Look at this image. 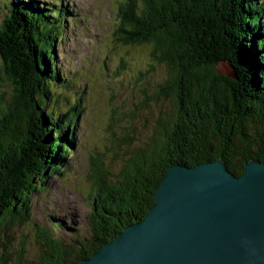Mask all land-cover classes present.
<instances>
[{
    "label": "trees",
    "instance_id": "1",
    "mask_svg": "<svg viewBox=\"0 0 264 264\" xmlns=\"http://www.w3.org/2000/svg\"><path fill=\"white\" fill-rule=\"evenodd\" d=\"M69 13L65 0H0V79L11 91L0 96V264H75L92 256L145 219L174 164L223 158L240 176L249 160L264 162V0H122L114 38L151 45L168 68L158 88L173 108L157 118L149 141L131 146L116 173L93 168L91 237L77 245L54 238L32 220L30 204L75 152L81 92L57 51ZM143 93L147 108L154 97ZM30 222L32 233L14 244L13 230Z\"/></svg>",
    "mask_w": 264,
    "mask_h": 264
},
{
    "label": "rangeland",
    "instance_id": "2",
    "mask_svg": "<svg viewBox=\"0 0 264 264\" xmlns=\"http://www.w3.org/2000/svg\"><path fill=\"white\" fill-rule=\"evenodd\" d=\"M121 1L65 0L70 13L57 51L61 70L71 75L81 92L77 95L81 113L75 127V152L67 157L68 165L33 193L30 205L32 220L67 244L92 235L88 217L92 206L87 197L95 165L116 173L129 158L131 146L149 141L157 133V118L173 108V99L158 88L168 68L155 59L151 45H125L114 38ZM142 73L146 74L143 78ZM142 89L154 97H149L150 102L147 99V108ZM6 90L11 93L2 76L0 96ZM67 94L74 99V94ZM31 223L13 230L14 244L26 232L32 233ZM28 250L37 248L29 244Z\"/></svg>",
    "mask_w": 264,
    "mask_h": 264
},
{
    "label": "water",
    "instance_id": "3",
    "mask_svg": "<svg viewBox=\"0 0 264 264\" xmlns=\"http://www.w3.org/2000/svg\"><path fill=\"white\" fill-rule=\"evenodd\" d=\"M75 264H264V162L172 165L145 219Z\"/></svg>",
    "mask_w": 264,
    "mask_h": 264
},
{
    "label": "bare ground",
    "instance_id": "4",
    "mask_svg": "<svg viewBox=\"0 0 264 264\" xmlns=\"http://www.w3.org/2000/svg\"><path fill=\"white\" fill-rule=\"evenodd\" d=\"M121 1V0H120ZM124 3V2H123ZM126 4V3H125ZM94 13V12H93ZM119 31V30H118ZM119 33V32H118ZM65 38V37H64ZM122 38V37H121ZM121 44V43H120ZM137 44V43H135ZM59 46V45H58ZM111 51V50H110ZM126 58V57H125ZM97 68V67H96ZM141 68V67H140ZM87 69V68H86ZM119 69V68H118ZM139 69V68H138ZM125 70V69H124ZM152 71V70H151ZM98 72V71H97ZM152 74V73H151ZM112 77V76H111ZM136 79V78H135ZM129 80V79H128ZM140 80V79H139ZM144 82V81H143ZM134 85V84H133ZM112 90V89H111ZM113 93V92H112ZM157 111V110H156ZM158 113V112H157ZM152 114V113H151ZM144 116V115H143ZM148 116V115H147ZM144 119V118H143ZM148 125V124H147ZM115 126V125H114ZM147 131V130H145ZM125 146V145H124Z\"/></svg>",
    "mask_w": 264,
    "mask_h": 264
}]
</instances>
